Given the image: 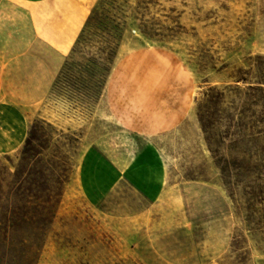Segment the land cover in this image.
<instances>
[{
    "label": "rangeland",
    "instance_id": "obj_1",
    "mask_svg": "<svg viewBox=\"0 0 264 264\" xmlns=\"http://www.w3.org/2000/svg\"><path fill=\"white\" fill-rule=\"evenodd\" d=\"M73 1L0 0V159L41 120L67 175L38 264H264V0ZM99 141L149 144L101 197Z\"/></svg>",
    "mask_w": 264,
    "mask_h": 264
},
{
    "label": "trees",
    "instance_id": "obj_2",
    "mask_svg": "<svg viewBox=\"0 0 264 264\" xmlns=\"http://www.w3.org/2000/svg\"><path fill=\"white\" fill-rule=\"evenodd\" d=\"M96 18L91 15L88 23ZM222 96L213 95L212 105ZM199 120L206 128L205 119ZM45 124L41 120L31 124L13 172L0 159V264H38L57 217L67 175L48 151L52 137ZM218 166L223 174L230 167Z\"/></svg>",
    "mask_w": 264,
    "mask_h": 264
},
{
    "label": "crops",
    "instance_id": "obj_3",
    "mask_svg": "<svg viewBox=\"0 0 264 264\" xmlns=\"http://www.w3.org/2000/svg\"><path fill=\"white\" fill-rule=\"evenodd\" d=\"M6 2L9 5L15 6L14 9H10L15 15L23 17H25V15H30L27 10L28 8L36 10L45 7H55L57 2H60L61 4L65 3L66 6L68 3H71V5L79 10V2L73 0H6ZM59 25L60 27L58 28L61 30L76 31L80 27V22L79 24L77 23L75 27L68 29L63 24ZM148 150L149 144H145L140 150L135 151L133 155H130L126 147H119V145H113V143H108V141L92 143L88 152L89 160L85 163L87 166L90 164L91 167H89L92 169L96 167L100 169L99 176H101V181H97L96 185L91 188L89 180H85L87 187L90 188L89 191L101 197L110 190V187H112L115 181L124 177L131 178V176L133 177V175H136L135 172ZM85 176L87 177V174H85ZM135 177L136 176H134V178ZM136 180L137 182L139 181L137 185L141 188L144 194L148 196H154V194H156L157 187L147 179V175H140V177H136Z\"/></svg>",
    "mask_w": 264,
    "mask_h": 264
}]
</instances>
